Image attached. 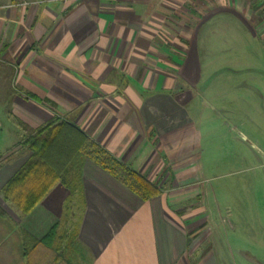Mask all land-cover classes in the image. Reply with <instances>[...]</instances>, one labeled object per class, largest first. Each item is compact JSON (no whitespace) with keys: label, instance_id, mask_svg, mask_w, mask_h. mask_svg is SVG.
<instances>
[{"label":"crops","instance_id":"obj_1","mask_svg":"<svg viewBox=\"0 0 264 264\" xmlns=\"http://www.w3.org/2000/svg\"><path fill=\"white\" fill-rule=\"evenodd\" d=\"M223 16L264 41V0H0V87L13 93L0 124V264H238L211 232L219 203L200 178L191 114ZM46 127L34 154L31 131ZM85 140L158 194L86 157ZM22 170L26 182L4 191ZM248 212L238 199L232 230Z\"/></svg>","mask_w":264,"mask_h":264},{"label":"rangeland","instance_id":"obj_2","mask_svg":"<svg viewBox=\"0 0 264 264\" xmlns=\"http://www.w3.org/2000/svg\"><path fill=\"white\" fill-rule=\"evenodd\" d=\"M214 29L213 38L206 40L214 61L206 60L204 78L194 85L208 92L206 101L191 109L192 116L197 112L195 121L204 136L200 178L211 193L209 201L219 203L220 218L215 219L217 225L211 224L214 239L223 238L230 250L228 260L249 264L236 250L231 252L230 245L233 234L241 250L248 248L264 260L259 224L264 231V41L257 34L251 36L234 18L223 16ZM3 84L0 124L7 125L11 122L5 106L13 93L10 85ZM24 182L22 177L17 183ZM238 199L249 206L250 223L244 227L253 239L245 236L246 229L234 231L230 226L229 212Z\"/></svg>","mask_w":264,"mask_h":264},{"label":"trees","instance_id":"obj_3","mask_svg":"<svg viewBox=\"0 0 264 264\" xmlns=\"http://www.w3.org/2000/svg\"><path fill=\"white\" fill-rule=\"evenodd\" d=\"M14 120L18 122V124L21 126L22 123L18 121L16 117H14ZM63 125V124H62ZM56 127H48L40 130V131H31L32 137L30 141L32 140V145L30 148L33 149L34 143H37L38 139H45L44 137L48 134H46L47 131H53ZM52 135V132H51ZM82 151L86 157L91 158L93 161H95L99 166H101L103 169L123 181L130 189L138 193L140 196L147 198L150 196H154L158 194V190L151 186L143 177L140 175L134 173L129 168H127L124 164H122L118 159H116L114 156H112L110 153L102 149L97 144L90 142L89 140H85L82 145ZM34 154L38 153L37 150L33 149ZM23 177V170L20 171L5 187L4 191L7 190L10 186L20 181V179ZM5 214L4 209L0 206V215ZM53 233V231L50 232ZM51 237V236H50ZM49 239V238H48Z\"/></svg>","mask_w":264,"mask_h":264}]
</instances>
